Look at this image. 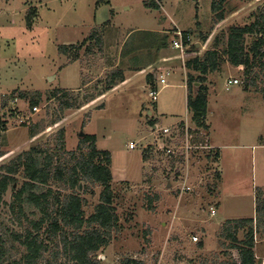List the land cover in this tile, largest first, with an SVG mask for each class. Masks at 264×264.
Returning <instances> with one entry per match:
<instances>
[{"label":"rangeland","instance_id":"obj_1","mask_svg":"<svg viewBox=\"0 0 264 264\" xmlns=\"http://www.w3.org/2000/svg\"><path fill=\"white\" fill-rule=\"evenodd\" d=\"M148 2L157 3L160 9L146 8ZM212 3L0 0V120L7 123V131L0 134V150L5 154L0 167L32 147H56L61 131L65 152L54 149L64 159L86 135L96 136L98 150L112 155L113 207L121 226L99 253L103 264H119L123 257L144 264H219L229 245L221 237L227 221L256 216L258 190L264 193V68L255 69V84L248 86L244 68L233 67L220 44V68L205 76L204 83L209 136L201 131L200 137L188 112L186 88L190 75L197 78L201 74L186 64L203 58L217 37L225 42L229 29L251 25L264 10V0H228L226 19L216 25ZM31 9L37 13L28 20ZM100 32L101 49L95 41H88L93 50L87 52L84 47L78 61H70L71 54L59 51L61 46L81 45ZM178 32L188 33L190 38L192 56L185 67L175 59L156 63L162 56L180 54L173 48ZM250 40L248 37L247 45ZM162 42L166 45H160ZM149 64L154 65L148 74L135 77ZM116 70L131 77V83L85 104L98 89L104 90L107 77ZM149 75L154 76L152 81ZM235 79L239 84L230 85ZM55 89L68 91L85 105L61 111L65 99L47 100ZM153 91L158 92L157 101L150 96ZM22 93L28 99L42 95L37 111L33 108L31 112L28 102L19 98ZM58 117L61 120L55 123ZM34 126L39 130L31 138L29 131ZM165 128L170 129L168 134L162 132ZM194 132L197 145L208 137V146L212 142L221 148L219 166L210 147L191 154ZM131 144L136 146L134 150ZM169 149L174 156L167 153ZM180 157L186 159L183 164L178 162ZM217 170L221 180L214 191ZM22 183L20 178L15 189ZM102 191L99 186L82 185L79 195L87 201L86 217L94 213ZM12 198L10 190L6 203ZM12 221L9 206H4L0 233L3 227H15ZM255 242L257 264H264V234L255 235ZM232 254L238 259L236 252Z\"/></svg>","mask_w":264,"mask_h":264},{"label":"trees","instance_id":"obj_2","mask_svg":"<svg viewBox=\"0 0 264 264\" xmlns=\"http://www.w3.org/2000/svg\"><path fill=\"white\" fill-rule=\"evenodd\" d=\"M227 2L228 0H213L215 25L226 19ZM145 7L160 9L155 2L145 3ZM36 13V9L29 10L30 15L27 19H33ZM188 36V33H184L185 40ZM102 37L101 32L99 35L93 33L81 45L61 46L59 51L66 56L71 54L70 61L75 62L80 59L78 53L84 47L87 52H92V46L87 44L88 41H95L101 49L104 44ZM248 37L251 38L249 45ZM220 44L225 46L223 54L227 56L229 63L235 68H244L247 85H254L253 72L258 67L264 68V10L256 16L251 25L229 29L225 42L217 37L213 48L203 58L196 57L187 62L188 69L201 74V77L197 78L190 75L187 83V108L197 129L196 135L200 137L201 131L209 136V126L206 123L208 90L204 83L205 76L220 68L221 57L218 49ZM153 79L154 76L149 75L148 80ZM125 81V75L121 70L112 71L107 77L104 90L98 89L97 94L87 99L88 102L85 104L107 94ZM196 84L201 87L198 88ZM19 98L28 102L31 112L42 102L41 94L28 99V95L22 93ZM61 98L65 99L60 103L61 111L81 109L85 105H80L71 93L63 89H55L48 95L47 100ZM56 120L55 123L61 118L58 117ZM152 125H156V122H152ZM38 130V126L30 129L31 138L38 134ZM3 131H7V123L0 120V134ZM63 135L61 131L54 148L65 152ZM194 135L195 132L192 134L194 141L192 139L191 154L202 148H209L208 137L204 139L203 145H197ZM96 143V136L86 135L81 139L77 150L69 153V157L65 159L64 155L58 156L57 149L49 144L35 146L17 156L9 164L0 167V212L8 205L15 226L12 229L3 227L0 233V264H103L99 259V253L110 245L114 233L119 232L121 226L119 216L113 207L112 155L110 152L98 150ZM86 149L87 153L84 152ZM210 153L214 154L215 162L218 163L219 150L212 149ZM4 155L0 150V159ZM185 160V157H180L178 162L183 164ZM20 178L23 183L16 190L15 186L19 184ZM220 180L221 175L217 170L218 185H214V191L219 187ZM85 184L103 189L100 203L89 217H86L84 210L87 201L79 195L82 185ZM10 190L13 191V198L11 203L7 204L5 196ZM55 190L65 194L56 193ZM255 213V218L227 221L221 237L229 245L226 247L225 259L219 264H257L255 235L264 234V193L260 189L256 196ZM199 247L204 248L203 243ZM232 252L237 253L238 259ZM119 264L144 263L123 257Z\"/></svg>","mask_w":264,"mask_h":264},{"label":"built area","instance_id":"obj_3","mask_svg":"<svg viewBox=\"0 0 264 264\" xmlns=\"http://www.w3.org/2000/svg\"><path fill=\"white\" fill-rule=\"evenodd\" d=\"M176 35L178 37V40H175L173 42V48L175 50L180 51L181 59H188L190 56H192V55L189 54V49H190V45H191L190 44V38L187 37V39L185 40V37H184L183 33H180V32H178ZM160 81L164 82L165 79L161 78ZM229 84L230 85H238L239 84V80H237V79L230 80ZM150 96L153 98L154 101L158 100V92L153 91V92H151ZM37 110H38L37 107H35L34 111H37ZM162 132L164 134H168L170 132V129L165 128V129L162 130ZM135 148H136V146L134 144L130 145V149L131 150H134ZM192 148L193 147L191 146L190 150H192ZM167 153L170 154V156H174L175 155V152L174 151L172 152L170 149L167 150ZM195 240H197V239L195 238Z\"/></svg>","mask_w":264,"mask_h":264},{"label":"crops","instance_id":"obj_4","mask_svg":"<svg viewBox=\"0 0 264 264\" xmlns=\"http://www.w3.org/2000/svg\"><path fill=\"white\" fill-rule=\"evenodd\" d=\"M150 34H164V33H167V32H161V31H148ZM131 34H129L127 37H129ZM155 36H158V35H155ZM127 40V39H126ZM161 45H166V42H162L161 43ZM153 48H155V47H153ZM161 50V49H160ZM159 53H160V51H158ZM172 59H175V60H181V63H182V65H183V67H185V65H184V62L186 61V59H181V55L179 54L178 56H175V57H173V58H171V57H167V58H165V57H160L159 58V60H157L156 61V63L158 62V64H165V63H167V62H169V61H171ZM189 59V58H188ZM154 64H149L148 66H146V69L145 70H142V71H138L137 73H136V75H135V77L136 76H143V75H146V73L148 72V70L150 69V68H152V66H153ZM148 74V73H147ZM155 75V74H154ZM156 76L157 75H155V78H156ZM187 77V76H186ZM126 78V81L124 82V83H122V84H120V85H118L117 87H115L113 90H111L110 92H113L114 90H117V89H120V88H123V87H126L127 85H129L130 83H131V77L129 78V77H125ZM161 78H163V76H161ZM130 82V83H129ZM186 87V86H185ZM186 90H187V88H186ZM73 91H77V89H75V90H73ZM110 92H108V93H110ZM107 93V94H108ZM107 94H105V95H103V96H100L99 97V99H101V98H104V96H106ZM98 99V100H99ZM151 115V114H150ZM179 122V121H178ZM209 147H210V149H213V150H221V148L220 147H218V146H215L212 142H210V145H209ZM221 160H220V158H219V162H220ZM217 166H219V163H217ZM252 218H255V216H253ZM246 219H248V218H246Z\"/></svg>","mask_w":264,"mask_h":264},{"label":"water","instance_id":"obj_5","mask_svg":"<svg viewBox=\"0 0 264 264\" xmlns=\"http://www.w3.org/2000/svg\"><path fill=\"white\" fill-rule=\"evenodd\" d=\"M198 85H199V84H196V86H198ZM83 136H84V134L82 133V134H81V137H83Z\"/></svg>","mask_w":264,"mask_h":264}]
</instances>
